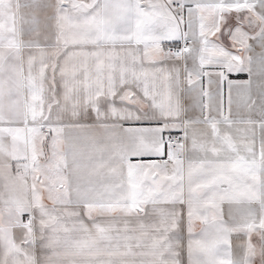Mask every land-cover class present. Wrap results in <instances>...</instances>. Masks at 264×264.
I'll return each instance as SVG.
<instances>
[{"label": "snow or ice", "instance_id": "6c2138e0", "mask_svg": "<svg viewBox=\"0 0 264 264\" xmlns=\"http://www.w3.org/2000/svg\"><path fill=\"white\" fill-rule=\"evenodd\" d=\"M0 264H264V0H0Z\"/></svg>", "mask_w": 264, "mask_h": 264}, {"label": "crops", "instance_id": "0c3cea01", "mask_svg": "<svg viewBox=\"0 0 264 264\" xmlns=\"http://www.w3.org/2000/svg\"><path fill=\"white\" fill-rule=\"evenodd\" d=\"M243 78H245V79H246V76H245V77H243Z\"/></svg>", "mask_w": 264, "mask_h": 264}]
</instances>
